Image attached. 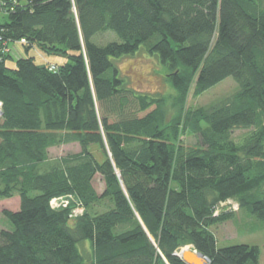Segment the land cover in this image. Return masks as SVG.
<instances>
[{
  "label": "trees",
  "instance_id": "trees-1",
  "mask_svg": "<svg viewBox=\"0 0 264 264\" xmlns=\"http://www.w3.org/2000/svg\"><path fill=\"white\" fill-rule=\"evenodd\" d=\"M14 43L63 63L14 61ZM0 47V200L20 198L3 212L0 264H186L187 246L210 264H260L259 247L220 248L211 229L235 218L229 201L264 223V0H0ZM141 51L166 69L171 103L119 72ZM229 78L233 96L185 110L192 87ZM62 196L71 208L52 209Z\"/></svg>",
  "mask_w": 264,
  "mask_h": 264
},
{
  "label": "rangeland",
  "instance_id": "rangeland-1",
  "mask_svg": "<svg viewBox=\"0 0 264 264\" xmlns=\"http://www.w3.org/2000/svg\"><path fill=\"white\" fill-rule=\"evenodd\" d=\"M101 39L106 42L109 39V35L107 34ZM9 50L14 61L21 58L34 57L38 64L54 65L63 63L61 58L48 57L36 49L26 53L24 47L18 43L10 44ZM10 66H13V64H10ZM116 66L122 77L128 82L129 87L137 92L151 96L166 97L170 103L172 98L176 95V92L170 84L166 82V69L159 63L156 56H151L147 52L141 51L133 57L118 61ZM237 89L238 86L232 78L225 80L199 97L194 96V87H192L187 95L185 110L209 108L220 100L233 96ZM248 134L249 131H236L232 133L231 137L235 142L242 143ZM181 140L187 147H196L200 144L198 138L190 134L184 136ZM80 151L81 148L79 144L76 143L61 145L49 150V159L53 162L67 155L78 154ZM91 151L99 162L104 161V155L98 146L91 147ZM93 186L99 195H101L105 189L104 181L100 176H96ZM73 199L74 198L71 196H62L54 198L53 200L56 201V203H63L61 205L66 206V208H71ZM19 204V197L0 200V229L7 226L3 212H17ZM224 206L235 213V218L232 221L211 229L217 238L218 246L220 248L235 245L257 246L260 249V264H264V223L258 222L246 211L241 210L236 202L229 201ZM107 209L108 204L104 203L98 210L103 212ZM87 245L89 246V242H87ZM185 248L186 247L183 249Z\"/></svg>",
  "mask_w": 264,
  "mask_h": 264
},
{
  "label": "water",
  "instance_id": "water-1",
  "mask_svg": "<svg viewBox=\"0 0 264 264\" xmlns=\"http://www.w3.org/2000/svg\"><path fill=\"white\" fill-rule=\"evenodd\" d=\"M2 116V111L0 112V117ZM193 248L191 246L183 249L178 256L183 259L186 264H199L201 261H205L207 264H210V261L205 258L202 254L197 252H192Z\"/></svg>",
  "mask_w": 264,
  "mask_h": 264
},
{
  "label": "built area",
  "instance_id": "built-area-1",
  "mask_svg": "<svg viewBox=\"0 0 264 264\" xmlns=\"http://www.w3.org/2000/svg\"><path fill=\"white\" fill-rule=\"evenodd\" d=\"M3 50H2V48L0 47V52L1 53H3L2 52ZM51 70H54V68H52ZM0 108H2V106H1V104H0ZM2 110L0 109V112H1ZM61 204H63V203H56V201H54V200H52L51 201V203H50V205H51V207H52V209H54V210H61V209H63V208H66V206H64V205H61ZM58 205V206H57ZM83 214V210L82 209H77V210H75L74 212H73V214L71 215V217H78V216H81Z\"/></svg>",
  "mask_w": 264,
  "mask_h": 264
},
{
  "label": "crops",
  "instance_id": "crops-1",
  "mask_svg": "<svg viewBox=\"0 0 264 264\" xmlns=\"http://www.w3.org/2000/svg\"><path fill=\"white\" fill-rule=\"evenodd\" d=\"M19 200H20V198H19ZM20 210V204H19V208H18V211ZM11 212V211H10ZM6 224H7V226L5 227V228H1L0 230H8V229H10V226H9V224L7 223V221H6Z\"/></svg>",
  "mask_w": 264,
  "mask_h": 264
},
{
  "label": "bare ground",
  "instance_id": "bare-ground-1",
  "mask_svg": "<svg viewBox=\"0 0 264 264\" xmlns=\"http://www.w3.org/2000/svg\"><path fill=\"white\" fill-rule=\"evenodd\" d=\"M199 264H207L205 261H200Z\"/></svg>",
  "mask_w": 264,
  "mask_h": 264
}]
</instances>
